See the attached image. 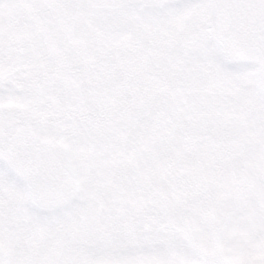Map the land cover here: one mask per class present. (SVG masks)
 Returning <instances> with one entry per match:
<instances>
[{"label": "snow or ice", "instance_id": "obj_1", "mask_svg": "<svg viewBox=\"0 0 264 264\" xmlns=\"http://www.w3.org/2000/svg\"><path fill=\"white\" fill-rule=\"evenodd\" d=\"M0 264H264V0H0Z\"/></svg>", "mask_w": 264, "mask_h": 264}]
</instances>
